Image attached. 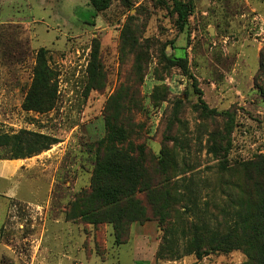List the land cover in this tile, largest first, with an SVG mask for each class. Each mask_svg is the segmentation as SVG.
Returning <instances> with one entry per match:
<instances>
[{
  "label": "rangeland",
  "instance_id": "374dc122",
  "mask_svg": "<svg viewBox=\"0 0 264 264\" xmlns=\"http://www.w3.org/2000/svg\"><path fill=\"white\" fill-rule=\"evenodd\" d=\"M181 1L188 14L180 29L170 0H112L97 12L90 0H0V133L27 129L58 139L0 183L17 185L11 196L0 191L9 217L22 224L17 249H30L44 231L56 252L62 241L69 248L68 264H252L242 236L200 259L189 240L192 225L205 238L213 226L225 234L244 208L232 165L264 154V0ZM40 47L55 74L56 99L46 111L23 106ZM168 57L182 58L185 69ZM237 69L243 97L229 89ZM113 105L124 107L114 124L131 125L127 143L139 139L154 156L164 149L170 157L149 177H166L174 195L130 223L121 243L111 223L94 228L74 204L89 189L94 147ZM9 157L0 146V159ZM43 211L47 229L43 220L32 226ZM58 217L64 222L51 220ZM166 227L180 256L158 254Z\"/></svg>",
  "mask_w": 264,
  "mask_h": 264
},
{
  "label": "trees",
  "instance_id": "16d2710c",
  "mask_svg": "<svg viewBox=\"0 0 264 264\" xmlns=\"http://www.w3.org/2000/svg\"><path fill=\"white\" fill-rule=\"evenodd\" d=\"M111 1L90 0V4L97 12L107 8ZM120 1L127 5L130 0ZM170 1L177 13L178 27L181 29L186 22L187 5L181 0ZM167 59L172 65L176 64L185 69L182 58ZM54 75L47 65L45 48L40 47L36 52L32 82L23 101L25 109L46 111L53 108L56 86L51 80ZM115 102L116 98L114 105ZM114 105L110 107L113 114L104 119L105 134L97 140L94 147L89 189L81 191L74 204L78 208L76 216L86 220L94 228L102 223H111L115 241L121 243L120 237L130 223L147 219L149 211L155 212V206L161 201L172 200L174 195L164 186L166 177L155 175L153 182L149 177L151 171L155 172L168 165L170 157L164 149L154 156L142 141H138L139 139L127 143L126 133L132 130L131 125L114 124L118 123L119 115L124 109ZM57 142L58 139L52 135L27 129H20L15 133H0V146L7 149L9 158L37 155ZM232 166L235 167L231 170H236L241 175L235 188L241 194L240 202L245 208L243 213L236 214L224 235L218 234L217 228L213 226V234L210 238H205L199 234L198 228L192 225L193 235L189 244L193 247L196 259H200L212 251L223 252L234 248L242 236L247 243L252 264H264V154H256L241 162L235 161ZM139 193L144 197L141 198ZM153 195L155 201L151 198ZM163 232L158 249L159 256H180L179 245L170 237L169 228L166 227Z\"/></svg>",
  "mask_w": 264,
  "mask_h": 264
},
{
  "label": "crops",
  "instance_id": "0c3cea01",
  "mask_svg": "<svg viewBox=\"0 0 264 264\" xmlns=\"http://www.w3.org/2000/svg\"><path fill=\"white\" fill-rule=\"evenodd\" d=\"M241 71L237 69L235 74L230 77V80H233L234 83L229 85V89H235V94H239L240 97H243L246 93V90L239 88V84L236 82L242 80L239 79ZM231 94V93H230ZM28 158H12V159H0V183L5 181H12L19 171L23 169L24 165H28L26 162ZM26 167V166H24ZM16 186L14 184H6L5 186L0 187L2 194L6 196H11L12 192L16 191ZM27 203H30L26 201ZM9 202L4 205L0 203V264H68L69 251L64 249L63 241L61 242L62 252H56L54 249L53 243L52 246L49 243H45V233L41 231L39 234L33 237V244L30 249L23 251V249H17L13 246L15 235L18 233V227L22 228V224L14 219V216L9 217L10 207L8 206ZM39 208L44 210V207L39 204L36 205ZM33 225L41 224L43 220L44 228L48 220L44 211L41 213L40 217H34ZM54 222H64L63 218H54L51 219ZM52 221V222H53ZM55 240V239H54ZM64 257L55 258V257ZM134 263V262H133Z\"/></svg>",
  "mask_w": 264,
  "mask_h": 264
}]
</instances>
